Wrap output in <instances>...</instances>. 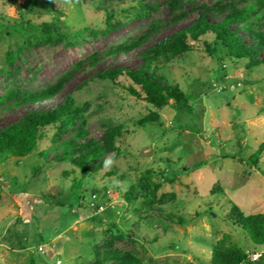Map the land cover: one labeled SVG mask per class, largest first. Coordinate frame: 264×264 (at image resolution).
I'll return each mask as SVG.
<instances>
[{
    "label": "rangeland",
    "instance_id": "obj_1",
    "mask_svg": "<svg viewBox=\"0 0 264 264\" xmlns=\"http://www.w3.org/2000/svg\"><path fill=\"white\" fill-rule=\"evenodd\" d=\"M205 7L246 9L264 33V0H0V98L15 90L18 102L62 82L54 100L26 106L50 108L70 94L83 115L66 132L48 128L25 157L0 155V264H95L110 254H131L142 264H210L225 234L247 253L242 264H264V245L228 219L234 206L245 215L264 213V152L257 156L264 64L248 69L247 60L221 49L211 55V35L156 62V75L184 91L187 108L174 101L156 108L94 77L110 66H140L141 53ZM109 14L123 25L106 33ZM46 22L60 29L62 42L35 44ZM12 103L0 108V128L24 114L23 106L7 108ZM151 114L159 125L140 122ZM118 125L112 151L104 135ZM81 128L87 136L79 142L102 148L87 171L53 160L61 153L54 147ZM117 151L105 168L102 160ZM255 253L261 256L253 261Z\"/></svg>",
    "mask_w": 264,
    "mask_h": 264
},
{
    "label": "trees",
    "instance_id": "obj_2",
    "mask_svg": "<svg viewBox=\"0 0 264 264\" xmlns=\"http://www.w3.org/2000/svg\"><path fill=\"white\" fill-rule=\"evenodd\" d=\"M85 1V0H84ZM180 0H173L178 4ZM139 14L138 16H144ZM113 14H109L106 21L105 32L108 33L122 26L118 20L114 22ZM246 9H229L227 7H205L198 12L197 19L190 25L181 28L150 45L143 53L142 64L137 67L110 66L95 73L94 77L111 81L123 87L130 95H133L156 108L169 105L172 101L177 107L187 108V99L184 91L176 84H170L162 76L156 75L155 63L162 60H170L190 48L193 43L199 42L203 37L213 36V43L205 42L206 50L211 55H218L219 49L234 60H247L248 69L264 64L261 56L264 50V33L256 31L248 22ZM240 23L241 27H233ZM53 22L42 23L38 28L36 45H56L63 41V35ZM247 33V34H245ZM250 37L251 39H248ZM148 36L143 37L128 48L142 44ZM31 43V42H30ZM119 50V49H118ZM115 54L111 52L108 55ZM11 54L9 62L14 61ZM63 83L58 82L36 94L27 95L13 102L19 94L11 90L3 98H0V108L4 104L7 108L23 106L24 114L16 121L10 122L0 128V155L4 157H25L37 150L38 145L46 137L48 128H56L55 134L66 132L76 125L82 118V112L75 99L67 94L58 104L50 108L26 106V104L46 103L54 100L63 90ZM21 100V101H20ZM141 123H157L160 121L156 114L145 116ZM123 125L111 128L104 135L107 147L116 150L115 141L121 135ZM54 134V135H55ZM87 136L84 128L74 134L72 139L64 140L54 147L55 151L61 150L54 157L55 162H71L83 171L88 170L90 163H96L102 155V148L92 140L79 142ZM264 152V143L261 145L257 156ZM41 157L48 156L47 150L40 153ZM118 151L115 158L118 157ZM230 223L239 228H244L253 242L264 245V213L245 215L236 206L229 213ZM105 260L98 259L95 264H142L131 254L111 257ZM247 259V253L236 245L229 234H225L215 245L210 264H242Z\"/></svg>",
    "mask_w": 264,
    "mask_h": 264
},
{
    "label": "clouds",
    "instance_id": "obj_3",
    "mask_svg": "<svg viewBox=\"0 0 264 264\" xmlns=\"http://www.w3.org/2000/svg\"><path fill=\"white\" fill-rule=\"evenodd\" d=\"M116 163L115 154H110L102 160V164L105 168H110Z\"/></svg>",
    "mask_w": 264,
    "mask_h": 264
},
{
    "label": "built area",
    "instance_id": "obj_4",
    "mask_svg": "<svg viewBox=\"0 0 264 264\" xmlns=\"http://www.w3.org/2000/svg\"><path fill=\"white\" fill-rule=\"evenodd\" d=\"M39 249L42 251L43 248L42 247H39ZM260 256H261V253H255V254H253L251 256V258H252L253 261H256V260H258L260 258Z\"/></svg>",
    "mask_w": 264,
    "mask_h": 264
}]
</instances>
